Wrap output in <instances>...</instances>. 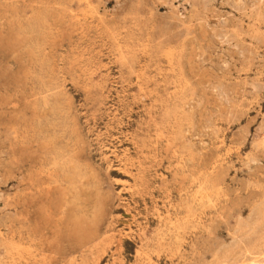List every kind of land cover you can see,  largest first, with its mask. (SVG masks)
Returning <instances> with one entry per match:
<instances>
[{"label": "rangeland", "instance_id": "obj_1", "mask_svg": "<svg viewBox=\"0 0 264 264\" xmlns=\"http://www.w3.org/2000/svg\"><path fill=\"white\" fill-rule=\"evenodd\" d=\"M0 264H264V0H0Z\"/></svg>", "mask_w": 264, "mask_h": 264}, {"label": "bare ground", "instance_id": "obj_2", "mask_svg": "<svg viewBox=\"0 0 264 264\" xmlns=\"http://www.w3.org/2000/svg\"><path fill=\"white\" fill-rule=\"evenodd\" d=\"M124 151H125V150H124ZM124 164H125V163H124ZM107 168H108V167H107ZM91 237H92V236H91ZM90 240H91V238H90ZM101 240H102V239H101ZM85 242H86V241H85ZM101 242H102V241H101ZM83 243H84V242H83ZM85 244H86V243H85ZM85 244H84V245H85ZM82 245H83V244H82ZM84 245H83V246H84Z\"/></svg>", "mask_w": 264, "mask_h": 264}]
</instances>
